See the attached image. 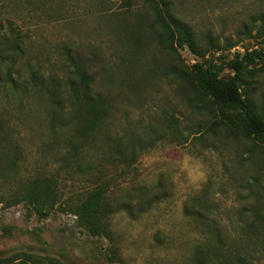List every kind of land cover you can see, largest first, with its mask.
<instances>
[{
  "label": "rangeland",
  "instance_id": "obj_1",
  "mask_svg": "<svg viewBox=\"0 0 264 264\" xmlns=\"http://www.w3.org/2000/svg\"><path fill=\"white\" fill-rule=\"evenodd\" d=\"M169 3L201 52L206 35L221 45L241 42L230 52H209L205 61L264 51L261 23L251 25L264 15V0ZM0 25L24 39V54L4 65L11 85L0 84L1 263L188 264L201 238L186 206L209 204L220 209L213 217L222 224L238 221L246 182L256 170L264 174V150L230 133L196 98L185 80L201 60L188 49L169 51L143 0H0ZM69 56L89 66L95 94L112 103L78 162L67 145L73 131L53 125L46 100L30 90L32 75L66 80ZM245 80L246 94L264 106V63ZM131 139L137 149L128 166L120 153ZM38 178L58 182L60 204L46 217L24 203L14 206L23 185ZM97 185L107 188L111 240L91 236L65 208Z\"/></svg>",
  "mask_w": 264,
  "mask_h": 264
},
{
  "label": "trees",
  "instance_id": "obj_2",
  "mask_svg": "<svg viewBox=\"0 0 264 264\" xmlns=\"http://www.w3.org/2000/svg\"><path fill=\"white\" fill-rule=\"evenodd\" d=\"M143 1L154 17V24L162 31L169 51L188 49L201 60L186 74L185 80L196 98L201 103L212 106L220 116L219 123L230 133L252 142L254 148L264 150V106L256 105L245 91V78L259 64L264 63V51H246L242 55L237 54L233 59L221 58L217 63L205 61L209 52H230L239 47L241 42H226L221 45L212 35H206L203 40L208 46L201 52L195 33L172 16L169 0ZM256 23H261L259 35L264 36V15L253 20L251 25ZM248 34L251 36L252 32L249 31ZM23 41L20 35L5 34L0 25V84L4 82L5 85H11L9 70L3 75L4 65L9 58L24 54ZM68 63L73 72L66 80L54 79L47 83L39 74L32 75L31 83L34 85L30 90H35L33 92L46 100L53 125L62 124L61 129L71 128L73 135L67 145L72 161L78 162L86 145L95 140L107 123L112 103L95 94L94 79L84 61L79 57L69 56ZM226 72L233 73L234 77L225 78ZM37 80L38 83L46 82L48 85L40 89L39 84L35 86ZM12 85L17 89L16 83L12 82ZM21 91L26 93L28 88ZM134 144L131 139L129 147L120 153L124 164L128 166H131L136 155L137 145ZM260 155L264 156V153ZM251 157L252 155L249 160ZM259 174L260 171L256 170L243 188L247 204L236 210L234 217L238 219L237 222L222 224L217 221L213 215L219 213L220 209L209 204L200 205L199 208H184L185 217L194 222V229L201 238L188 264H264V174ZM58 191V182L55 179H35L23 185L20 198L14 206L24 203L35 215L46 217L60 204ZM106 195V186L97 185L91 193L65 208L69 207L67 212L91 236L111 240L107 222L110 207L105 204Z\"/></svg>",
  "mask_w": 264,
  "mask_h": 264
},
{
  "label": "built area",
  "instance_id": "obj_3",
  "mask_svg": "<svg viewBox=\"0 0 264 264\" xmlns=\"http://www.w3.org/2000/svg\"><path fill=\"white\" fill-rule=\"evenodd\" d=\"M17 215L19 216L20 214L18 213Z\"/></svg>",
  "mask_w": 264,
  "mask_h": 264
}]
</instances>
